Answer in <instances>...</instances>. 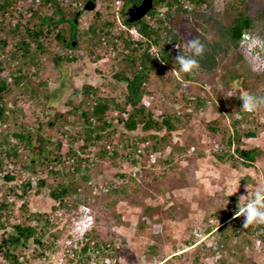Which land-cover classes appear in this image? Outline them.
Segmentation results:
<instances>
[{"label":"rangeland","instance_id":"1","mask_svg":"<svg viewBox=\"0 0 264 264\" xmlns=\"http://www.w3.org/2000/svg\"><path fill=\"white\" fill-rule=\"evenodd\" d=\"M75 1L82 0H64L66 12L74 10V5L68 3ZM122 4V1L113 4L112 0H97L93 10H81L75 26L78 42L71 50L76 59L71 63L61 61V69L51 59H41L38 66L26 65L16 59L9 61L0 73L6 77L7 83H11V73L18 74L17 66L22 65L28 79L22 80L21 84L31 78L30 85L35 87L38 80H46L45 91L43 96L41 92L38 97L41 101L37 104L21 97L19 90L15 91L18 99L15 111L9 113L10 119L5 124L0 122V132L31 133L29 146L8 137L10 144H16L17 154H9L6 149L0 152V202L6 204L2 209L3 216L10 215L6 231L30 212L40 213L41 221L35 223L37 231L42 230L44 223L47 224L41 241L48 247L38 248L29 241L20 259L23 264H76L81 257L89 255V261L86 262L84 257L81 264H264V241L257 237L261 230H257L255 224L243 228L244 217L234 216L237 204L244 203L240 196L247 195V192L251 194L258 183L264 182V106L245 114L239 99L244 91L251 94L264 91V72L250 69L240 44L229 40L227 33V29L243 14L251 20V27L246 31L264 38V0H212L209 5L195 9L188 4L182 7L173 5L170 11L159 10L163 13L162 26L167 28L163 35L165 44L188 52L186 41L199 37L205 51L197 57L199 68L191 73L189 80L184 79L183 72L175 64L159 65L157 72L150 74L146 85L148 93L142 101L146 110L157 120L163 113L175 114L172 122L174 124L176 120L177 125L169 134L162 131L166 137L161 140L158 155L151 153L148 146L138 160L139 166L133 168L123 163L119 156L100 161L96 152L101 145L88 146L81 153L90 161L86 162L89 164L88 167L85 165L86 170L82 168L61 179L66 185L78 188L67 195V206L60 207L57 201L41 192L36 193L35 187L22 198L13 193L14 190L20 192L18 185L24 180L30 179L32 184L36 182L43 154L40 137L53 143L55 138H59L62 144L59 153L70 150V147L77 150L83 144L81 138L71 142L68 135L86 126L80 122L79 110L69 113L73 105L84 99V84L97 88L96 95L87 96L90 106L94 104L95 96L123 102L126 83L111 75V59L116 55L120 58L117 53L123 50L122 42L111 49L113 43L108 44L110 37L99 42L97 32L85 33L89 26L98 29L105 20H111L114 22L111 32L118 34L128 28L133 39H139L136 28L128 27L123 23L125 17L113 13ZM16 6L17 9L25 7L22 1ZM42 10L48 13L45 8ZM18 17L15 9L6 16L2 25L7 27L4 26L0 34L5 35ZM29 18L28 12L22 14V23ZM1 20L0 15V23ZM64 31H69L67 25H64ZM17 38V34L8 36L4 54L9 56L11 51L18 55L22 53L15 45ZM93 47L95 54H100L97 60L90 55ZM56 51L70 54V50ZM31 53L38 54L34 47ZM229 93L233 96L227 97ZM8 95L14 98L13 94ZM197 97L202 100L199 104ZM114 110L107 112L115 126L109 130L113 141L120 143L117 152L121 154L126 151L123 147L125 139L120 135L122 123L114 120V114H118ZM237 114L243 121L237 125L236 131L231 120ZM57 116L67 120L68 135H60L57 127L48 133L46 122L55 120ZM94 125L92 123L91 127ZM247 130L255 131V135L245 136ZM129 134L124 133L127 137ZM135 135L139 132L132 133L130 137ZM229 137L232 138L230 144L227 142ZM1 139L0 134V142ZM143 146L140 144L139 149ZM253 146H257L261 153L251 165L245 166L235 148ZM52 148V144H46L44 149ZM92 160L98 163L93 165ZM118 170L129 173V176L113 181ZM13 172L14 179L6 180L4 175ZM41 172L43 176L44 169ZM85 176L91 180L88 182ZM237 180V192L229 195V185ZM24 202L26 209L22 208ZM82 203L91 210L92 228L87 238L92 237L99 246L95 250H87L84 255L79 250L87 238L77 240L81 235L70 220L71 214L77 212ZM54 206L58 208L54 210ZM230 219L232 221L225 223ZM78 225L81 226L80 222ZM235 225L239 227L234 229ZM225 230L226 235L223 234Z\"/></svg>","mask_w":264,"mask_h":264},{"label":"trees","instance_id":"2","mask_svg":"<svg viewBox=\"0 0 264 264\" xmlns=\"http://www.w3.org/2000/svg\"><path fill=\"white\" fill-rule=\"evenodd\" d=\"M21 1H23L24 4L25 0H0V15L2 19L0 23V33L2 32L1 30L5 29L4 26L7 27V25H2L5 23L6 16L11 15L14 9L16 12L18 11L19 15L14 26L7 28L5 35L0 34V73L4 69V66L9 64V61L16 59L21 62L23 61L26 65L35 66L40 64L41 59H51L54 62V65L60 69L63 67L61 61H66L68 63L75 61L76 54L72 53L71 50L76 48L75 45H77L78 42L75 26L78 15H80L82 11L73 8L74 10H72V12H66L67 6H64L66 4L63 5L64 0H40L39 4L32 2L30 5L25 6V8L23 7L22 9H17L16 5ZM91 1L96 3L97 0ZM119 1H122L123 4L113 13L118 15L120 14L125 17L123 19V23L128 27L136 28V31L140 36L139 39L134 40L128 28L127 30H120L118 34L111 32L110 27L114 23L111 20H105L103 22V26L98 29L95 27L93 28L91 25L85 33L95 34L97 32L99 42H101L102 39L105 40L110 37L108 44L113 43L111 49L115 48V44L122 42L121 45L123 50H121L120 53H117L120 55V58L116 55L111 59V75L115 79L123 80L126 83V91L124 92L125 97L123 102H117L115 98L111 97L95 96V102L92 106H90V104H88L87 96L90 94L96 95L97 88H93L90 84H84V99L79 104L73 105V109L69 113H74L76 110H79L80 122L83 126H86L82 128V130L78 129L75 131L73 135H68L67 131L69 128L65 127L67 120H63L64 117L57 116L55 120L51 119L49 122H46L49 134L52 133L54 127H57L60 135H68L71 142L78 141V139L81 138L83 144H81L80 147L78 146L79 149L77 148V150L70 147V150H67L64 153H59V149L62 145L59 138H55L54 141L56 142L53 143L40 137L39 140L42 144L41 150L43 151L41 152L43 154L41 155V159L39 161L41 169L39 172H36V182L34 184L31 183L30 179L20 182L18 185L20 192L15 190L13 191L17 198H22L29 192L28 190L30 188L35 187L36 193L41 192L52 201H57L58 205L61 207L67 206V195L71 192H76L78 188L75 185H66L61 179H65L66 176H69L68 174L75 173L82 168L86 170L85 165L87 167L89 166V164L86 163L89 161V158L86 161V158H84L81 154L84 152L86 147L88 148V146H94L97 144L101 145L98 148V152H96L98 160L100 161L119 156L123 163H127L132 167H138V160L142 156L143 152L148 149V146L151 153L154 155L159 154V149L162 146L161 140L166 137L162 134V131L169 134L171 131L176 129V120L174 121V124L172 122L173 116L176 118L175 114L170 115L163 113L157 120L154 119L152 114L146 110V107L140 103L142 96L147 92L146 83L150 79V74L157 72V66L175 64V67L179 69V65L175 60L176 55L179 54V52L182 55L188 54V52H184L183 50L180 51L178 48L175 50L174 46L172 47L165 44V38L163 35L167 28L162 26L160 18L156 17L153 21L152 18L154 17L153 15L163 6L170 9L173 5L182 7V5L187 6L190 4L191 6L189 7H191V9H195L201 5H209L212 0H153V5H155L152 6V8L149 9L141 18L134 21L128 20V14L126 11L130 5L139 3L141 0ZM68 4L71 5L72 3ZM42 8H45L48 13H43ZM26 12L29 13L30 18L22 23V14ZM64 25L68 26L69 31H64ZM250 27L251 20L247 16L240 14L235 23L227 29L229 40L237 42L241 33L249 30ZM16 34L18 36V40L15 42V45L17 46V49L22 50V53L18 55L15 51H11L8 56L4 54L8 46V36ZM33 47L38 54L31 53V49ZM105 47L106 50H110L107 46ZM152 47L156 48L155 52L151 51ZM56 49H59V51L70 50V54H60V52H57ZM29 53L32 55L29 56ZM95 53L96 52L93 47L90 52V55H93V60H97L100 57V54ZM27 57H29V60ZM17 68L18 74H14L13 72L11 73L13 79L11 83H7L6 77L0 75V122L2 124H5V122L10 119L9 115L15 111V106L18 100L16 99L17 95L15 91L19 90L21 97L33 100L36 104L41 101L38 99L41 92L43 96V91H45L46 80H38L36 84L37 86L35 87L30 85V83H32L31 78H29V81H25L21 84V81L28 79V76L25 71H22V65H18ZM33 75H36V72H33ZM182 75L186 80H189L191 77V73H183ZM9 93L13 94V99L9 97ZM252 94L264 95V91L253 92ZM45 97L46 95H44V98ZM196 102L199 104L202 100L197 97ZM127 105H129L130 109L125 108ZM112 108L120 110L122 113H127L126 117H123L122 114L117 116L119 121L124 120L122 124L123 130L120 135L125 139L123 147L126 151L121 154H118L117 152L120 147L118 144L119 142L113 141L112 132L109 130L110 127H114L113 129H115V126H113L114 124H112L113 119L107 115V112L112 110ZM245 114L248 113L245 112ZM239 115L240 114H237L231 120V124L235 127V129L237 125L243 121ZM117 117L115 116V118ZM78 121L79 120L75 123H78ZM92 123H95L94 127H91ZM212 129L214 130V128ZM135 131H138L139 135L133 136L134 138L130 137V135H132ZM125 132L130 133V138L127 137V135H124ZM0 134L2 136V141L0 142V152L6 149L9 154H17L15 147L16 144H10L9 142L8 137L11 136L16 138L20 144H24L26 146L30 145V131H7L4 133L0 132ZM244 135L247 137H253L255 135V131L247 130ZM235 140L238 141L237 138ZM227 142L230 144L232 142V138L229 137ZM45 143L52 144L53 148L51 150L44 149L46 147ZM140 144L144 145L141 149H139ZM106 145L110 146V150H108L109 148H107ZM235 150L245 166L251 165L261 153V150H259L257 146L250 148L236 147ZM78 151L80 154H78ZM6 157L9 158L8 156ZM10 161L13 162V160ZM96 163L98 162L94 160L93 165H96ZM0 169H2L1 161ZM43 169L44 175L42 176L41 171ZM127 176H129V174L118 170V172L114 174V178L112 180H124ZM4 177L6 180H12L14 179L15 174L14 172L6 173ZM84 178L88 182L91 180L87 176ZM49 179L52 181L49 182ZM25 202L22 205L23 209H26ZM5 207V202H0V264H23V260L20 259V257L23 255V250L28 248L29 241L34 243L38 248L48 247V245H45L41 241V238L47 229V224L44 223L42 230L37 231L35 223L37 224L41 221L40 213L30 212L26 218L16 220V222L12 224L10 231H6V227L9 223L7 217L10 215L7 217L3 216L2 209ZM53 209L56 210L57 206H54ZM238 227V225H235L234 229H237ZM256 227L257 230H261L257 236L259 241H264V225H257ZM223 234L226 235L227 230H225ZM98 247V244L92 241V237L90 239L87 238L79 250V253L84 255L87 250H95ZM98 250H100V248ZM74 251L77 254V251ZM84 257H86V262L89 261L90 256L85 255L81 257L76 264L83 263Z\"/></svg>","mask_w":264,"mask_h":264},{"label":"clouds","instance_id":"3","mask_svg":"<svg viewBox=\"0 0 264 264\" xmlns=\"http://www.w3.org/2000/svg\"><path fill=\"white\" fill-rule=\"evenodd\" d=\"M26 1H28V2H26V4H23V1H22L23 6L30 5L32 2H34L35 4H39V2H40V0L38 3H36L35 0H33V1L26 0ZM141 1H140V3H141ZM85 2L84 1H78V2L75 1V2H69V3H72L77 10H82ZM114 3H116V2L113 1V4ZM95 6H96V3H95ZM152 6H154L153 0H152ZM152 6H151V8H152ZM114 7L117 8L119 6H117V7L114 6ZM172 8H173V6L170 9H168L166 6H163L159 10L164 9V12H165V11L172 10ZM159 10L153 16H157V18H160L161 21L163 22V13H160ZM85 11H89V10H85ZM153 20H155V19L152 18V21ZM237 42L240 44L241 53L244 56L246 62L249 64L250 69L253 72H257V73L264 72V38H261L259 35L244 31L243 33H241ZM185 47L188 50V54L182 55L179 52V54L176 55L175 60H176L177 64L179 65L180 71H182L183 73H189L190 74L199 68V62H198L197 57H200L203 55V53L205 51V45L201 42L199 37H193V38H190L186 41ZM152 49L156 50V48H153V47H152ZM152 49H151V51H152ZM147 84H148V82L146 83V85ZM125 89H126V86H125ZM146 90H147V87H146ZM147 93H148V90L142 96L141 102H140L145 107H146V105L142 101H144V97L147 96ZM231 96H233L232 93H229L227 97H231ZM239 99L242 101L241 109L247 113L255 112L261 106H264V95H255V94H251L247 91H244L241 93ZM127 106L125 108L130 109L129 105H127ZM114 111L118 112V114H114V117H115V115L119 116L121 114L124 117V115L126 114V113L120 112V110H117V109ZM114 120L119 121V118L118 117L114 118ZM123 121H119V122L123 124ZM118 144L120 145V143H118ZM108 150H110V148ZM78 154H79V151H78ZM83 157L86 158L85 156H83ZM86 161H87V158H86ZM133 168H135V167H133ZM126 174H129V173H126ZM238 185H239L238 180L234 184L229 185V195H233L234 193L237 192ZM240 198H241V200L244 201V203L243 204H240V203L237 204L238 210L234 213V216L235 217H240V216L244 217L243 228L247 229L249 226H252L254 224L255 225H264V182L258 183L257 186L255 187L254 191L251 194H249L247 192V195H241ZM70 220H71L72 224L75 225L76 232L79 235H81V237L78 238L77 240L82 241L83 239H86V237L88 236V233L91 231V228H92V225L90 222L91 210L88 207V205L85 203H82L79 206V210L77 212L74 211L73 214H71ZM230 221H232V219L228 220L225 223H229ZM79 222H80L81 226L80 225L76 226L77 224H79ZM257 246L259 247V243Z\"/></svg>","mask_w":264,"mask_h":264},{"label":"water","instance_id":"4","mask_svg":"<svg viewBox=\"0 0 264 264\" xmlns=\"http://www.w3.org/2000/svg\"><path fill=\"white\" fill-rule=\"evenodd\" d=\"M152 6V0H142L140 4H133L128 7L126 13L128 14V20L134 21L141 18ZM95 7V3L91 0H87L83 6L84 10H92Z\"/></svg>","mask_w":264,"mask_h":264},{"label":"built area","instance_id":"5","mask_svg":"<svg viewBox=\"0 0 264 264\" xmlns=\"http://www.w3.org/2000/svg\"><path fill=\"white\" fill-rule=\"evenodd\" d=\"M35 2H36V3H38V2H39V0H35ZM115 2H116V4H118V3H119V0H116ZM116 7H117V6H116ZM106 147H107V148H110V146H109V145H106Z\"/></svg>","mask_w":264,"mask_h":264},{"label":"flooded vegetation","instance_id":"6","mask_svg":"<svg viewBox=\"0 0 264 264\" xmlns=\"http://www.w3.org/2000/svg\"><path fill=\"white\" fill-rule=\"evenodd\" d=\"M140 3V2H139ZM139 3H135L136 5L139 4ZM133 5V4H132ZM131 6V5H130Z\"/></svg>","mask_w":264,"mask_h":264}]
</instances>
